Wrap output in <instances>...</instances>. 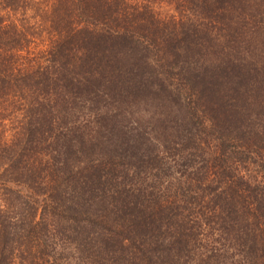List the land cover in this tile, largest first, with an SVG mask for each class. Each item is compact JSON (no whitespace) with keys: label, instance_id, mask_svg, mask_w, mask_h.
<instances>
[{"label":"trees","instance_id":"trees-1","mask_svg":"<svg viewBox=\"0 0 264 264\" xmlns=\"http://www.w3.org/2000/svg\"><path fill=\"white\" fill-rule=\"evenodd\" d=\"M0 264H264V0H0Z\"/></svg>","mask_w":264,"mask_h":264},{"label":"rangeland","instance_id":"rangeland-1","mask_svg":"<svg viewBox=\"0 0 264 264\" xmlns=\"http://www.w3.org/2000/svg\"><path fill=\"white\" fill-rule=\"evenodd\" d=\"M156 8H157V13H158L159 15L166 14V13L169 11V9H167V8H165V7H156Z\"/></svg>","mask_w":264,"mask_h":264}]
</instances>
